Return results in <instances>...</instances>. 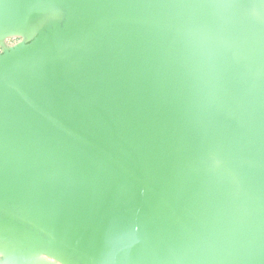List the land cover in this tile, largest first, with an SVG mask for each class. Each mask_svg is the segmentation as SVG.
<instances>
[{
  "label": "water",
  "instance_id": "1",
  "mask_svg": "<svg viewBox=\"0 0 264 264\" xmlns=\"http://www.w3.org/2000/svg\"><path fill=\"white\" fill-rule=\"evenodd\" d=\"M0 45V264H264V0H0Z\"/></svg>",
  "mask_w": 264,
  "mask_h": 264
},
{
  "label": "rangeland",
  "instance_id": "2",
  "mask_svg": "<svg viewBox=\"0 0 264 264\" xmlns=\"http://www.w3.org/2000/svg\"><path fill=\"white\" fill-rule=\"evenodd\" d=\"M20 39H21L20 36H14V37H11V38L6 39L5 42H4V44L7 43L8 45H12L13 43L17 42ZM4 44H2V45H4ZM0 47H1V45H0ZM0 50H1V48H0Z\"/></svg>",
  "mask_w": 264,
  "mask_h": 264
},
{
  "label": "bare ground",
  "instance_id": "3",
  "mask_svg": "<svg viewBox=\"0 0 264 264\" xmlns=\"http://www.w3.org/2000/svg\"><path fill=\"white\" fill-rule=\"evenodd\" d=\"M4 42H5V39H4V41L1 44H4Z\"/></svg>",
  "mask_w": 264,
  "mask_h": 264
}]
</instances>
